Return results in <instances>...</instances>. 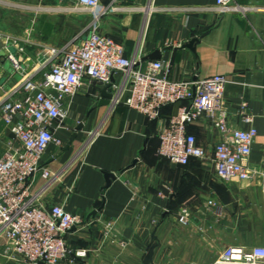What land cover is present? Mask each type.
<instances>
[{
	"label": "crops",
	"instance_id": "obj_1",
	"mask_svg": "<svg viewBox=\"0 0 264 264\" xmlns=\"http://www.w3.org/2000/svg\"><path fill=\"white\" fill-rule=\"evenodd\" d=\"M43 1L55 17L37 18L36 32L21 40L27 71L36 78L49 70L44 66L48 47L79 42L92 22L89 12L66 10L74 2ZM237 1L251 9L219 14L216 0H102L115 10L102 18L98 31L123 45L128 57L142 50L144 61L163 60L171 80L227 75L229 124L247 128L243 117L253 116L258 135L251 165L264 171V0ZM37 2L25 7L40 11ZM5 45L1 39L0 102L20 80L5 57ZM156 51L159 58L145 59ZM121 81L117 74L111 82ZM104 86L87 80L79 93L64 98L66 116L53 129L63 145L51 143L43 157L56 177L48 181L38 175L33 186L47 205L61 204L81 216L66 240L73 251L85 249L88 255L73 264H213L230 245L264 244L261 181L216 178L211 158L218 133L206 119L189 131L208 157L176 164L158 155L157 133L179 103L150 120L124 103L99 104ZM9 144L19 142L0 108V159ZM105 172L116 175L109 187ZM211 199L219 210L208 204ZM5 246L0 236V264H25L5 257Z\"/></svg>",
	"mask_w": 264,
	"mask_h": 264
},
{
	"label": "built area",
	"instance_id": "obj_2",
	"mask_svg": "<svg viewBox=\"0 0 264 264\" xmlns=\"http://www.w3.org/2000/svg\"><path fill=\"white\" fill-rule=\"evenodd\" d=\"M59 1L74 2L66 10L89 12L92 22L79 42L76 39L64 46L48 47L44 66L49 70L42 78L27 71L22 38L0 31V40L6 43L5 57L21 77L0 102L2 118L19 142L18 146L9 144L0 159V236L6 238L4 254L9 259L25 264H61L72 253L75 257L87 255L85 249L73 251L66 240L67 233L82 223L81 216L61 204L47 205L39 192H33L38 175L48 181L56 177L44 165L43 157L51 143L63 145L53 129L61 127L66 116L64 98L79 93L87 80L107 85L120 74L122 81L112 84L111 104L124 103L150 120H158L164 106L179 103L177 112L160 122L157 133L158 155L176 164L187 165L192 159L208 157L205 146L189 131L191 125L206 119L218 133L211 158L216 178L224 182L259 178L264 202V171L251 165L258 129L251 114L243 117L247 128L229 124L225 107V89L230 82L227 75L171 80L163 60L144 61L142 50L128 57L123 45L98 31L102 18L115 10L112 5H103L102 0ZM215 9L219 14H246L251 6L237 0H216ZM15 94L21 96L14 98ZM246 106L243 102L242 107ZM208 204L221 208L212 199ZM181 221L187 223L188 219ZM213 264H264V244L230 245Z\"/></svg>",
	"mask_w": 264,
	"mask_h": 264
},
{
	"label": "rangeland",
	"instance_id": "obj_3",
	"mask_svg": "<svg viewBox=\"0 0 264 264\" xmlns=\"http://www.w3.org/2000/svg\"><path fill=\"white\" fill-rule=\"evenodd\" d=\"M2 1H4L5 3H0V31L2 33H5L6 35H11L12 37L15 38L25 37L24 39H29V37H32L33 34L36 32L32 29L33 26L35 25L34 23H36L37 21V18L55 17V14L46 11L44 6H46L45 4H47V2L43 0H41V2L39 3V6H43L42 7L43 9H41L40 11H33V12L30 9V7L26 8L25 6L32 5V3L33 2L36 3L37 0L34 1L2 0ZM26 30H29V34H25ZM87 255L84 257H75L72 253L70 254L69 258L64 260L61 264L77 263L79 258L81 259L86 258ZM4 256L7 257L5 254Z\"/></svg>",
	"mask_w": 264,
	"mask_h": 264
},
{
	"label": "water",
	"instance_id": "obj_4",
	"mask_svg": "<svg viewBox=\"0 0 264 264\" xmlns=\"http://www.w3.org/2000/svg\"><path fill=\"white\" fill-rule=\"evenodd\" d=\"M160 57V52L156 51L154 53H151L150 55L146 56L145 59H154V58H159ZM19 79L21 78L19 75L17 76ZM112 87V82L108 83L105 85L101 90V99L99 100V104L101 105H109L111 104V100L113 98V93L110 91ZM105 176L107 179V187H109L112 183V180L116 178V175L111 172H105ZM97 210L93 212L95 214Z\"/></svg>",
	"mask_w": 264,
	"mask_h": 264
},
{
	"label": "trees",
	"instance_id": "obj_5",
	"mask_svg": "<svg viewBox=\"0 0 264 264\" xmlns=\"http://www.w3.org/2000/svg\"><path fill=\"white\" fill-rule=\"evenodd\" d=\"M175 104H178V103H175ZM175 104H170V105H166V106H164V107L162 108L161 112H162L163 109H165L166 107L173 106V105H175Z\"/></svg>",
	"mask_w": 264,
	"mask_h": 264
}]
</instances>
